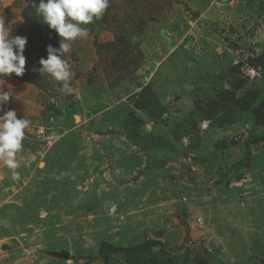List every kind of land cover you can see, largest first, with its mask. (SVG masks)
<instances>
[{
    "label": "rangeland",
    "instance_id": "1",
    "mask_svg": "<svg viewBox=\"0 0 264 264\" xmlns=\"http://www.w3.org/2000/svg\"><path fill=\"white\" fill-rule=\"evenodd\" d=\"M34 1L0 0V264H264V0H56L11 39Z\"/></svg>",
    "mask_w": 264,
    "mask_h": 264
},
{
    "label": "trees",
    "instance_id": "2",
    "mask_svg": "<svg viewBox=\"0 0 264 264\" xmlns=\"http://www.w3.org/2000/svg\"><path fill=\"white\" fill-rule=\"evenodd\" d=\"M56 0H35L28 7L25 8L24 11V21L19 26L17 34L15 37H11V39L17 38V35L23 34L28 35L30 39H36L38 37L42 38L47 33V27L53 22L52 18L58 16L60 13L64 14L66 9H68V2H62V5L58 8L57 5H54ZM107 2L109 0H94ZM47 4V5H46ZM71 4V1H70ZM75 4V1H74ZM54 7V8H53ZM44 28V29H43ZM44 30V33H43ZM12 47L13 43H9ZM10 47V48H11ZM25 45L22 43L19 45V49L15 52L16 55L20 54V52L24 49ZM54 49L60 50L59 44H57ZM14 54V58H15ZM107 243H103L101 250L103 254V249L107 247ZM112 248V247H111ZM144 248V246H142ZM113 251L117 250L112 248ZM104 264H108L107 258L102 257Z\"/></svg>",
    "mask_w": 264,
    "mask_h": 264
},
{
    "label": "water",
    "instance_id": "3",
    "mask_svg": "<svg viewBox=\"0 0 264 264\" xmlns=\"http://www.w3.org/2000/svg\"><path fill=\"white\" fill-rule=\"evenodd\" d=\"M54 255L57 256V257H63V258H66V259H68L70 257V254L65 252V251L55 252Z\"/></svg>",
    "mask_w": 264,
    "mask_h": 264
},
{
    "label": "crops",
    "instance_id": "4",
    "mask_svg": "<svg viewBox=\"0 0 264 264\" xmlns=\"http://www.w3.org/2000/svg\"><path fill=\"white\" fill-rule=\"evenodd\" d=\"M157 152H160L161 154H163L164 150H162V151H161V150H159V151H157ZM155 156H156V155H155Z\"/></svg>",
    "mask_w": 264,
    "mask_h": 264
}]
</instances>
